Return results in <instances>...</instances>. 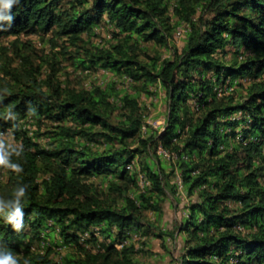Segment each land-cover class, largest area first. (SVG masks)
<instances>
[{
	"label": "trees",
	"instance_id": "trees-1",
	"mask_svg": "<svg viewBox=\"0 0 264 264\" xmlns=\"http://www.w3.org/2000/svg\"><path fill=\"white\" fill-rule=\"evenodd\" d=\"M11 15L10 27L0 21V38L14 36L21 62L0 55V131L22 146L12 160L23 171L0 168V196L17 185L27 195L21 232L0 218V249L19 264H145L137 254L147 252L146 240H125L174 237L155 219L168 196L177 200L179 178L190 201L178 226L183 251L173 259L264 264V0H20ZM104 25L112 41L88 42ZM32 34H51L52 50L63 38L75 69L102 68L131 91L58 74L56 55L44 57ZM223 85L233 90L217 95ZM157 89L168 104L162 130L146 124L138 100ZM92 226L100 235L82 239Z\"/></svg>",
	"mask_w": 264,
	"mask_h": 264
},
{
	"label": "rangeland",
	"instance_id": "rangeland-1",
	"mask_svg": "<svg viewBox=\"0 0 264 264\" xmlns=\"http://www.w3.org/2000/svg\"><path fill=\"white\" fill-rule=\"evenodd\" d=\"M170 4H174V0H170ZM184 26L178 27V31L175 33L174 43L175 45L180 48L183 44V36H184ZM95 34L90 36L87 40L91 44H97V45H107L109 42L112 41V29L107 28L106 25L104 27L99 26L95 30ZM83 36L86 38V36L83 34ZM51 37V34H32L30 36L33 44L37 48H43L45 50V55L43 53L44 57H47L48 59L52 60L53 57L56 55V59L59 60V67L60 70L58 71V74L64 73V71H68L74 74H82L83 76V85L85 87H89L90 85H100L105 86L107 82L111 80L116 81V87L118 89H126L131 91L130 85L125 78L116 77L111 72H107L102 68H99L97 70H85L81 71L80 69H75L72 65V60L68 57V53L63 52V48H61L62 45H65L63 38L54 39V42L58 44L57 46H54V49H51L52 41L49 40ZM14 40V36H8V37H2L0 38V55L3 56L4 60L7 62H11L12 66H19L21 60L15 56L12 46V41ZM18 47L22 48V45L19 44ZM5 48V50H3ZM74 46L71 47V50L74 51ZM61 52H58L60 51ZM19 51V50H18ZM57 52L54 54H51L52 52ZM149 53L152 54L153 47H149L148 49ZM5 53L3 55L2 53ZM48 52V53H47ZM51 52V53H50ZM25 53V52H24ZM169 52L164 51V55H168ZM32 57L35 58L36 61H41V59L35 55V53H31ZM232 55V52L230 51L227 57L229 58ZM155 88H152L153 91ZM245 94V90L239 88L235 92V98L238 100ZM140 104L144 108L145 113V121L146 124H150L154 126L155 128H158L160 130L163 129L166 117L168 114V104L166 97L164 95L163 90H156V95L152 96L149 94L141 93L138 98ZM231 117V116H230ZM229 117V118H230ZM237 118V117H236ZM145 126L143 127V129ZM7 142L15 144V141L12 138V135L5 132L4 134H0ZM43 140V139H42ZM41 140V141H42ZM44 142V140L42 141ZM158 150V154H159ZM167 161L172 160V158H168V156H165ZM141 174L138 175V184L140 189L144 187L143 184V177L141 179ZM178 180H180L178 178ZM93 181L101 184L100 178L93 177ZM101 186V185H100ZM190 199L187 197L185 191L182 187L179 186L178 193H177V200L174 199L171 195L168 196V198L163 203V210L162 213H160L159 218L155 219L156 225L159 229L168 231L170 233H174V237H171L169 235L164 234L163 236H150L146 239L140 238L139 235H132L127 240L134 241V243L137 245H142V241L146 240V249L147 252L144 253H138L137 257L144 262L145 264H178L177 260L173 259L178 257L182 251L184 246L183 241V233L178 231V226L181 221V217L186 214L187 206ZM148 215L154 219V213L152 211L147 212ZM119 243V242H116ZM145 247V246H143ZM61 253H65V251L68 250L67 247H61L56 248ZM58 256V255H57Z\"/></svg>",
	"mask_w": 264,
	"mask_h": 264
},
{
	"label": "clouds",
	"instance_id": "clouds-1",
	"mask_svg": "<svg viewBox=\"0 0 264 264\" xmlns=\"http://www.w3.org/2000/svg\"><path fill=\"white\" fill-rule=\"evenodd\" d=\"M20 0H0V21H7L10 27L14 17L11 15L13 6L19 4ZM5 25H0V29H4ZM23 153L22 146H17L7 142L0 136V168L11 170L16 174H20L23 168L20 164L13 162L12 157L19 158ZM27 195V186L17 185L13 188L11 196L5 198L0 196V218L11 226V228L19 233L24 228V199ZM0 264H19L18 257L11 251L0 249ZM24 264H28L24 261Z\"/></svg>",
	"mask_w": 264,
	"mask_h": 264
},
{
	"label": "built area",
	"instance_id": "built-area-1",
	"mask_svg": "<svg viewBox=\"0 0 264 264\" xmlns=\"http://www.w3.org/2000/svg\"><path fill=\"white\" fill-rule=\"evenodd\" d=\"M233 90V86H229V85H223V86H220L217 88V95H222L224 93H227V92H231ZM241 112H236L235 114H232L231 115V119H235L236 117L240 116ZM5 132L4 131H0V134H4ZM159 152H162L163 154H165L166 156H169V154L163 150L160 146H159ZM128 167H130V164L127 165ZM141 179H142V176H141ZM143 184H145V180L142 181ZM179 182V186L181 187V180H178ZM90 232H93L95 235L99 236L100 235V232H99V227L98 226H92L89 228L88 231H85L83 236H82V239L83 237L87 236ZM47 244L46 241H41V249H43L45 247V245ZM116 247H120L121 246V243H115Z\"/></svg>",
	"mask_w": 264,
	"mask_h": 264
}]
</instances>
